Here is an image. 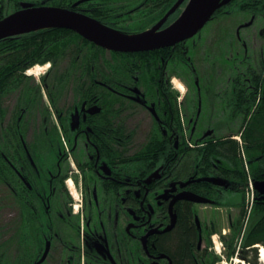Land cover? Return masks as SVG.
<instances>
[{"label":"flooded vegetation","instance_id":"obj_1","mask_svg":"<svg viewBox=\"0 0 264 264\" xmlns=\"http://www.w3.org/2000/svg\"><path fill=\"white\" fill-rule=\"evenodd\" d=\"M178 2L57 7L137 35L169 27L188 0ZM86 43V58L37 54L34 65L48 68L37 83L34 65L20 69L28 61L0 69V264H216V211L235 210L246 194L253 203L239 234L263 229V147L254 152L244 138L263 115L264 0H231L173 46L115 52ZM227 211L232 236L244 216ZM262 246L264 230L247 248Z\"/></svg>","mask_w":264,"mask_h":264},{"label":"water","instance_id":"obj_2","mask_svg":"<svg viewBox=\"0 0 264 264\" xmlns=\"http://www.w3.org/2000/svg\"><path fill=\"white\" fill-rule=\"evenodd\" d=\"M183 0H179L176 7ZM231 0H188L180 16L165 30L156 28L137 34L125 35L101 25L82 14L57 7H36L21 3V9L0 20V40L38 30L68 29L87 41L115 52H139L173 46L192 38L211 16Z\"/></svg>","mask_w":264,"mask_h":264},{"label":"trees","instance_id":"obj_3","mask_svg":"<svg viewBox=\"0 0 264 264\" xmlns=\"http://www.w3.org/2000/svg\"><path fill=\"white\" fill-rule=\"evenodd\" d=\"M9 1L14 2L15 0ZM64 3L65 0H54L53 5L62 6ZM3 15V8H0V19L3 17ZM87 45L88 44L85 40L81 39L78 35L68 30H41L29 34L20 35V38L18 40L6 39L0 41V69L12 68L14 64L28 61L26 65H21L22 67H20L21 70L27 69L28 67H31L36 63L37 60H35V57L37 56V54L41 55L43 53L51 54L54 57H62L68 55L75 56L78 53H84V58H86L87 53L91 52L90 49L83 50V48L87 47ZM45 61L48 60L42 59L41 62ZM262 94L264 96V86ZM261 106L263 107L260 108L263 115H259V117L255 118L251 128L253 132H250L249 135H245L244 138L248 142L249 149H252V151L254 152L262 147V152H264V104H262ZM260 212L261 211L257 212V214ZM260 224L263 225L264 222L260 221ZM263 230L264 228H256L251 232L249 231L250 233L248 232L247 236L244 238L243 246L247 247L248 245L253 243L256 236L260 235ZM239 231L240 230H237L234 234L238 235ZM179 232H181V234L182 232H184L185 237L187 238L186 242H188V235L190 234L186 229L185 220L180 226ZM174 243L180 249L177 254L182 255L185 248V243H183V236L177 235ZM229 248H231V245L228 247V249ZM175 260H178V258L175 257ZM186 261L187 264H191L188 257Z\"/></svg>","mask_w":264,"mask_h":264},{"label":"rangeland","instance_id":"obj_4","mask_svg":"<svg viewBox=\"0 0 264 264\" xmlns=\"http://www.w3.org/2000/svg\"><path fill=\"white\" fill-rule=\"evenodd\" d=\"M1 1V0H0ZM24 1H30V2H36V1H40V0H24ZM52 1V0H51ZM53 2V1H52ZM49 1L46 3L47 6H52L53 3ZM2 5H3V12H4V15H8L9 13H11V11L14 9V2L12 1H9V0H3L2 1ZM126 12V10L124 11ZM84 15V14H83ZM128 17V16H127ZM132 18V16H131ZM125 18H122V21L125 22ZM129 21V20H127ZM104 26V25H103ZM256 49V48H254ZM33 68V67H32ZM45 69L47 70L48 68L45 67ZM45 69L44 68H41V67H36V70H34V72L36 73V76H31L30 79H33L35 80V82L37 83V80L40 78L41 75H43V73L45 72ZM28 78V77H27ZM175 84H177L175 82ZM181 92L182 90L179 89ZM17 91L15 94L13 93L12 96L10 97H7V100L4 104V107L6 105V109L7 108H10L9 107V104H8V99L9 100H16L15 99V96H19V89L15 90ZM180 95V94H179ZM181 96V95H180ZM13 97V98H12ZM12 101V103H13ZM235 201H239L241 199V196L240 194H233V198ZM251 203V198H250V201ZM241 207L238 206L235 210H228L224 207H221L220 209H217L216 212H218L217 214L219 215V222L217 223L218 226H219V231L212 236V238L217 242L216 243V246H217V252L220 253V256H217L216 253L214 252V256H217V257H222L221 258V261L223 263H226V264H262L260 261H259V256H258V248L256 249H253V250H250L249 248L247 247H244L243 246V242H244V237L242 236V239H241V242H240V245H239V241H240V238H241V234H234L232 236H229V233H228V222H227V218H226V211L229 212V216L232 217V219L236 218L239 222L240 220V212H241ZM249 210V208H248ZM206 211L208 212L209 209H206ZM205 210H203V213L202 215L206 216L207 212ZM247 211V208H243V212H246ZM242 217V216H241ZM243 217L241 218V221L239 222V228L242 226V230H243ZM241 230V231H242ZM224 232H226V234H224ZM222 237H226L227 238V241L231 242L233 241V243H231V248L228 249L227 245L229 243L226 242V239H225V242L224 241H221ZM218 244V245H217ZM259 246H261L260 244H257ZM221 246V247H220ZM230 246V245H228ZM256 247V246H255ZM264 247V246H262ZM216 257V258H217ZM216 264H221V263H216Z\"/></svg>","mask_w":264,"mask_h":264},{"label":"bare ground","instance_id":"obj_5","mask_svg":"<svg viewBox=\"0 0 264 264\" xmlns=\"http://www.w3.org/2000/svg\"><path fill=\"white\" fill-rule=\"evenodd\" d=\"M14 13V12H13ZM12 14V13H11ZM10 15V14H9ZM8 16V15H7ZM5 18V17H4ZM3 19V18H2ZM1 19V20H2ZM241 239H242V236H241V238H240V242H241ZM258 254H259V260H260V262L262 263V264H264V247H261L260 249H259V252H258Z\"/></svg>","mask_w":264,"mask_h":264}]
</instances>
